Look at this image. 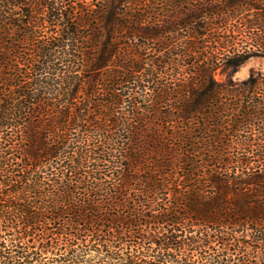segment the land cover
I'll list each match as a JSON object with an SVG mask.
<instances>
[{"label":"trees","instance_id":"trees-1","mask_svg":"<svg viewBox=\"0 0 264 264\" xmlns=\"http://www.w3.org/2000/svg\"><path fill=\"white\" fill-rule=\"evenodd\" d=\"M253 57L264 0H0V262L264 264Z\"/></svg>","mask_w":264,"mask_h":264},{"label":"rangeland","instance_id":"rangeland-1","mask_svg":"<svg viewBox=\"0 0 264 264\" xmlns=\"http://www.w3.org/2000/svg\"><path fill=\"white\" fill-rule=\"evenodd\" d=\"M252 68L261 69L264 71V57H253L250 60H248L235 73V78L238 79L246 78L249 75ZM217 77L222 78L223 76L220 73H218Z\"/></svg>","mask_w":264,"mask_h":264},{"label":"water","instance_id":"water-1","mask_svg":"<svg viewBox=\"0 0 264 264\" xmlns=\"http://www.w3.org/2000/svg\"><path fill=\"white\" fill-rule=\"evenodd\" d=\"M0 264H5L0 262ZM40 264H77V263H58V262H50V263H40Z\"/></svg>","mask_w":264,"mask_h":264}]
</instances>
